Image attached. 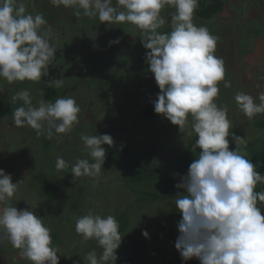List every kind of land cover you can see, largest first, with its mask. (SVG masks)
Instances as JSON below:
<instances>
[{
  "label": "clouds",
  "instance_id": "obj_1",
  "mask_svg": "<svg viewBox=\"0 0 264 264\" xmlns=\"http://www.w3.org/2000/svg\"><path fill=\"white\" fill-rule=\"evenodd\" d=\"M200 0H49L54 7L72 9L73 15L97 18L107 27L130 24L142 37L144 59L159 89L153 102L154 112L178 127L183 136L195 135L194 149H199L188 171L174 187L178 191L176 208L181 216L174 247L182 261L199 264H264V191H255L264 183V174L246 158L245 137L236 136L229 109L215 102L219 84L231 87L225 79L224 60L215 55L218 36L207 26L194 23ZM174 12L162 15L165 8ZM43 13H27L24 0H0V81L40 82L49 74L57 48L50 42L51 26ZM168 26L169 31H159ZM95 34L93 35V37ZM110 43H119V40ZM48 83L57 88L63 80ZM258 87H264L258 85ZM0 87V93H3ZM23 101L11 114L13 126L30 127L41 134L48 125L56 134L70 133L79 123L81 111L71 97L54 102L41 99L32 106L29 90L13 97ZM259 103L251 95L238 91L234 100L249 120L264 114V90ZM229 137L235 144L230 150ZM83 146L95 161L77 159L71 167L74 177H100L105 162V145L114 146L110 134L81 136ZM122 147V146H121ZM63 157L56 158L55 168H68ZM176 175H179L178 173ZM11 174L0 169V232L18 257L28 264H59V249L53 246L51 229L33 208L18 210L11 200L18 191ZM9 203L5 206V202ZM120 225L113 215L101 216L92 211L75 221V231L83 242L96 240L102 251H90L87 264H115L122 242ZM145 238L149 234L142 232ZM2 242V239H0Z\"/></svg>",
  "mask_w": 264,
  "mask_h": 264
},
{
  "label": "trees",
  "instance_id": "obj_2",
  "mask_svg": "<svg viewBox=\"0 0 264 264\" xmlns=\"http://www.w3.org/2000/svg\"><path fill=\"white\" fill-rule=\"evenodd\" d=\"M43 5L50 12L46 19L52 18L55 22H61L58 19V13L61 14L64 11L63 7H54L49 3V0H45ZM71 16V26L79 28L77 16L73 14ZM83 18V21H80L81 27L83 22L88 20L87 17ZM98 29L99 25L91 22L89 30L94 32ZM73 33L75 36L73 43L76 42L74 44L76 45L82 32L79 35L76 31ZM85 37L89 36L86 35ZM94 37L92 44L85 45L82 42L81 45L84 47L82 48L80 45L77 50L80 48L81 50L92 49L93 46L98 45ZM82 38L80 37V39ZM74 45H70V47ZM127 55L124 61L119 62L123 60L124 56H122L115 64L116 77L114 76L115 73L109 69L111 68L110 64L115 63V60L107 57L106 54L102 57L97 56L98 59H96L97 68L95 69L96 78L94 81L100 83L113 81L116 83L118 85L116 88H121L122 91L125 90L127 93L131 107L126 111L120 104L118 105V117L113 122L115 127L117 125L121 126L118 133L111 135V133L104 131L112 136L114 146H104L106 157L102 168L107 167L110 162L118 161L115 166L113 165L115 170L112 172L111 169L110 172L105 174L106 176L113 175L116 186L110 189L108 195L100 196L104 211L97 214L101 216L113 215L120 225L119 231L122 235V242L117 249L115 264H199L196 259L187 262L182 261L174 247L178 236L177 224L181 219L175 205V201L178 199L176 194L178 191H183L175 188L174 185L179 183L181 177L187 173L193 159L198 158L199 149L193 148L196 137L195 135L192 137L183 136V133H179L178 127L175 125L171 126L172 129L170 130L169 128L166 129V137L163 135L158 143L149 141L145 146L137 147L134 139L123 136L122 131L125 127L143 126L142 123L145 122L153 124L162 117L154 112L153 102L159 89L157 86H153V82H151L154 78L148 71L145 59L142 60L141 56L135 54V52L132 56L127 57ZM126 63H129L128 67L125 65ZM44 88L42 96L46 99L56 96L59 91V88L55 85L45 86ZM116 88L113 89L116 90ZM11 91L13 90L11 89ZM130 91L135 93L131 96ZM110 96L109 99L113 98ZM111 101L105 102L115 107L116 100ZM6 102V95L0 93V117L3 118L8 117L14 111L11 104ZM246 124H248L246 135L241 134L238 136L245 137L248 141L246 148H244L247 154L246 158L256 165L258 172L264 174V114L257 115L251 120L247 119ZM47 126L45 124L44 131L39 134V143H37L39 147L34 149L32 156H26L27 158L21 165L22 168H19H27L29 173L22 175L23 179L21 174H19V177L16 175L20 183L14 197L22 198L23 201L32 198V201L37 203L42 200L46 203L53 201L57 204L60 202L66 211V217L72 219L74 215L87 213L85 206L90 210L93 206L87 201V192L83 189L84 187L76 180L71 179L70 175H52L51 172L55 169L56 158L65 156L66 159V153L64 155L58 152L47 153L51 143L47 134ZM97 129L95 127V130ZM173 129L177 130L179 134L174 135ZM29 130L31 129L29 128ZM73 132L77 133V138L81 140V136L84 134L83 131L75 129ZM115 143L119 146H115ZM229 147L230 150L235 148L232 140ZM71 150H74V144H71ZM4 159H6L5 164H8L3 167V170L7 171L12 159L10 151L4 155ZM90 162L94 163L95 161L91 158ZM177 173L179 175H176ZM255 191H264V183H258ZM40 195L41 197L37 199ZM113 199H116L115 203ZM258 207L264 213V204L258 203ZM48 223L51 226L53 246L58 248L60 252L57 254L59 264L61 262L63 264L65 261L73 263L76 260L79 264H87L85 257L92 251L93 247L90 246L81 255L75 254L74 251L62 245V242L58 239V237H62L59 232L61 226L56 225V221L51 223L48 220ZM145 230L149 234L148 238L142 235ZM83 243L85 245L89 244L88 241L83 242L81 237L77 235L74 245L79 246ZM92 246H94L93 243ZM108 264H112V262L109 261Z\"/></svg>",
  "mask_w": 264,
  "mask_h": 264
},
{
  "label": "flooded vegetation",
  "instance_id": "obj_3",
  "mask_svg": "<svg viewBox=\"0 0 264 264\" xmlns=\"http://www.w3.org/2000/svg\"><path fill=\"white\" fill-rule=\"evenodd\" d=\"M45 9L49 11L47 7ZM45 15L46 13H44V16ZM58 15L62 16V17L59 16L58 18V19L60 18L62 19L61 22H55V20L53 21L54 23H58L57 25L61 27V29L59 30L65 33L66 32L65 24L72 25V23H70L72 22V16L68 15V13H62V14L58 13ZM87 19L88 20L86 22H83V28H82L83 31L89 30L91 27V22H94V23H97V25H99V29L97 31L95 30L93 33L96 34L97 37L99 36L105 37L103 36L105 34L102 35V33H104L105 31L104 29L106 28V30H108V28L112 27V30H110L111 33L107 36V37H111V40H108L109 45H116V44L119 45V43H110L111 41H115L117 39L121 43L125 41L122 44L120 43L121 45L127 44L128 41H130V42L137 44L139 48L141 49L140 51L135 52V54H139L141 57L145 55V52L147 50L142 47V44L140 42V39H142V37L138 33L131 34L127 30L128 28L131 29L132 27H134L133 25L126 23V24L110 25L109 27H107L105 24H100L97 18L87 17ZM259 19H262V21ZM80 21L82 22V20H78V25H81ZM218 21L219 22L225 21L226 24H230L232 31H234V34L240 40L239 44H240L241 57H240L239 64L242 65V70L239 73V77L241 76V78H243L242 76H245V75L252 76L254 75V73L257 72L260 75L257 77V79L258 78L261 79V82H262V80L264 79V0H200L199 7L194 15V23H196L198 26H201V25L207 26L211 34H213L212 31L214 30ZM169 30L170 29L168 28V26H165L164 28L160 29V31L162 32L169 31ZM74 31H76L78 35L79 33H81L80 32L81 29L78 27L74 28ZM53 35L55 37V34ZM58 35L60 36V33ZM213 35L218 36L216 33ZM84 36L86 35L84 34ZM136 36H139V37H136ZM94 40H95V37H94ZM68 42L73 43V41H68ZM95 42L97 43L98 41L95 40ZM105 46H108V44H105L103 48H98V49H87V50L82 49L81 50L80 48L79 55H82V54L88 55L90 53L92 54L95 53L97 54L98 57L105 56V52L103 51ZM81 47L83 48L84 46L81 45ZM131 48H132V45H131ZM133 53H134L133 51H130L129 49H124V48L120 52L115 51V56L114 58L112 57V59L115 60L116 62L110 64L111 65V68H109L110 71L111 72L116 71L114 69L115 64H117V61L120 60L118 58V55L128 54L127 56L129 57V56H132ZM71 60L72 59L70 58L68 60L66 59L62 63V65H66V68H67L66 75L69 74L72 77H74V79H72V77L66 76L65 79L63 80L64 76H61L57 72L55 71L52 72L50 70L48 76L42 77V80L40 82H31L32 84L31 86L26 85L29 81L17 82L14 84H8L6 81H0V87H3L4 89L3 94L6 95V98H7L6 103L11 104V108L13 110L17 107L24 106L23 102H21L18 99L13 98L14 97V95L12 94L13 91L10 92L11 89L15 90L16 87H19L20 85L21 87L19 88V90L18 91L15 90L16 93L21 91L22 86L25 87L23 90L25 89L28 90L30 87L34 88L30 94L32 95V106H37L38 101L41 99L45 100L46 102L48 101L54 102L55 99L59 97H68V96L73 97L77 101V104L79 105L81 109L80 113L78 114L79 123L72 128L70 133H66V134H56L55 130L52 129L53 134H52V137L49 138L51 143H50L49 150L47 153L58 152L61 155H64V153H66V157L70 153H75L78 155V159H88L90 162L91 157L89 153L87 152V150H85L82 140H79V139L70 140L69 138L70 134H72V132L75 129H78L81 132L83 131L84 135L101 134V133H105L104 131L111 133V135H115L116 133H118L119 128H121L120 125H117L116 127L113 125L114 120L118 117V112H119L118 105L119 104L121 105V102L118 103L116 98H114V100H116L115 107L107 104L105 101L112 102L108 98L109 95L112 96V94L110 93H107V95L103 94L104 97L105 96L107 97L104 99L101 98V95L99 94L96 88H98L97 85L99 86V89L103 88V86L101 85L100 82L94 81V79L96 78L95 69L97 68V63L95 62L97 60L94 62L95 63L94 65H91V64L86 65L85 59H77V66H75L76 64H74L73 66H69V62ZM121 61L123 60H120L119 62ZM125 65L127 67L129 66L128 63H126ZM79 71L82 72L84 75H86L87 79L86 78L83 79L84 81L81 80L78 75ZM230 73L233 74V70H231ZM56 79L63 80V86L59 87L58 94L51 98H47V99L43 98L42 95L45 90L44 87L49 86V85L54 86V84H50L48 82L52 80H56ZM236 79L238 78L236 77ZM153 80L154 79L150 81L153 82V86H155L156 83ZM78 81H79V85L81 86L79 88H77ZM236 86H238V89L243 92L246 90L245 87L242 86L241 81L239 85H236ZM86 92H88L89 96H93L94 93L96 96L98 95L100 99L98 98L96 99V104L98 106V103H99V107L101 109L102 107H106L104 108L105 110L104 109L101 110L97 108V106L94 105V100H91V99L88 100L86 98ZM260 92H261V87H259V90L256 91L258 103L260 102L258 99ZM133 93L135 92H131V91L129 92L131 96L133 95ZM126 94L127 93L125 92V90H123L122 95L128 97V95ZM232 95H233L232 92L230 93L228 92L227 95L224 94V98L229 99L230 96ZM220 96H222V91H221ZM12 99L16 100V103L12 101ZM128 99L130 98L128 97ZM233 100L234 99H231L230 101L229 99V102L231 103V105H232ZM128 103L130 104L129 101ZM129 104L123 105V107L125 108L124 110L127 111L129 108H131ZM24 107H27V106H24ZM11 114L12 112L10 113L8 117L6 116V118L0 117V134L2 133L13 134L15 138L14 143H9L5 146L3 150V154L0 156V159H1L0 169H3V167L5 166L3 165L6 162V159H4V155L8 154V151H10V155L12 156V159L10 161L11 165H8L11 167L9 172L10 173L14 172L13 174L17 175L18 177H19V174H21V178H22V175H26L29 172L27 168H23V169H19V168H22L21 165L27 158L26 156L27 155L32 156L34 149L39 147V145L37 144L39 143V135L37 134L35 130L31 129L30 127H23V128L14 127L12 119H11ZM153 124H158V127L166 126V128H169V130L172 129L170 127L173 126L163 116L157 122H154ZM95 127H97L98 129L95 130ZM29 128L31 130H29ZM106 128L108 129L106 130ZM47 129H48V126H47ZM172 131L174 132V135H178L180 133V132L178 133V131L175 129H173ZM59 135H67L68 137V140L67 141L64 140L63 144H64V148L67 147L69 149L68 151L64 153H61L60 150H55L53 147V141ZM24 142H26L24 146L20 145V143H24ZM71 144H74V150H71ZM64 157L65 156H63V158ZM22 158H23V161H22ZM80 179H82V177ZM39 197H41V195L38 196L37 199H39ZM6 202L7 203H5V206H7V204L9 203L8 201ZM33 202L34 201H32V198H30L29 200L25 199V201H23L22 198L13 197V199L11 200V203L15 205L18 210L25 209V208H33L34 206L38 205L35 209H33L35 214L38 215L39 217L44 218V223L49 228L51 226L49 225L48 220L51 223L56 221V225L61 226L59 229V232L60 234H62V237H58V239L60 240V242H62V245L74 251L75 254L81 255L90 246L93 247L92 250H95L97 254H99L102 251V249L98 246L97 241L94 239L88 241L89 244L87 245H85L84 243L79 244V246L74 245V240L76 239L78 235L75 231V221L78 217H80V215H76V216L74 215L72 219L67 218L66 211L63 209L60 202H58L57 204H55V202L53 201L46 203L43 200L39 201L40 204L39 202L38 203L37 202L33 203ZM0 239H2V242H0V264H28L26 260L22 261L18 257V254H17L18 250L13 248L10 242H8V240L5 237H3L2 232H0ZM92 243L94 244V246H92ZM63 264H79V262L78 260L74 261L73 263L65 261Z\"/></svg>",
  "mask_w": 264,
  "mask_h": 264
},
{
  "label": "rangeland",
  "instance_id": "obj_4",
  "mask_svg": "<svg viewBox=\"0 0 264 264\" xmlns=\"http://www.w3.org/2000/svg\"><path fill=\"white\" fill-rule=\"evenodd\" d=\"M45 2V0H24L25 6H26V11L27 13H31L32 15H35L36 13H46V15L44 16L45 19L48 15V13H50L49 11H47L45 8V5H43ZM63 12L62 13H68V15H72L73 14V10L71 11V9H64L63 8ZM70 11V12H68ZM174 12V9L172 8H165L162 12V15H165L166 17L170 15V13ZM58 13V12H57ZM60 13V12H59ZM61 13V14H62ZM72 13V14H71ZM60 17H62L61 15H59ZM83 15H81L80 17H76L78 20H82L83 21ZM48 22V25L45 26L44 30L47 29L48 26H51L52 32H51V43H53L56 48H57V52L55 54V60L54 63H52V65L49 66V71L51 70L52 72L55 71L57 72L59 75L64 76L63 80L65 79V77H72L71 75L67 74V68L66 65H62V63L67 59H72L69 62V66H73L74 64H76L75 66H77V59H85L86 60V65L87 64H91L94 65L96 62L97 58V54L95 53H90L88 55L82 54L79 55L80 50L78 49V46L81 45V43L83 42L85 45H90L92 44L94 41L92 40L93 37V31L91 30H86L83 31L81 28V25H79V28L81 29L80 32L81 35L79 36V40L78 43L76 45H74L75 43H69L68 41H73L75 39L74 36V28L69 25V24H65V30L66 32L64 33L63 31H60L59 29H61V27L59 25H57L56 23H54L53 19H46ZM59 20H62L61 18ZM262 21V19H259ZM126 24V23H125ZM104 33L105 37H107L111 32L110 30H112L111 28H108V30H106V28L104 29ZM129 33L131 34H137V32L135 31L134 27H132L131 29L128 28L127 29ZM160 31V30H159ZM233 32V33H232ZM60 33V36L58 35ZM213 34H217L219 37V40L217 42V47H216V52L215 55L217 57H220L224 60V65H225V79L227 81H230L231 83V87H225L224 83L221 82L219 84V88H220V94L219 97L216 99V103L218 106L220 107H227L229 109V118L232 120L234 127L231 129V131L236 135H246L247 133V127L248 124H246V120L248 119L246 116H244V114L238 109L235 100H233L232 105L229 102V99L231 101V99H234L235 94L238 91H241L238 89L240 81L243 87H245V93L248 92L249 95H251L252 97L256 98V102L258 103L257 100V95H256V91L259 90L258 85L260 86H264V79L261 82V79H257L258 76H260L257 72L254 73V75L250 76V75H245L242 76L243 78H241V76L239 77V73L242 70V65L239 64L240 62V57H241V53H240V40L239 38H237V36L234 34V31H232L231 29V25L230 24H226L225 21H218L214 30L212 31ZM55 34V37L54 35ZM91 36L89 37H85L84 36ZM239 34V33H238ZM112 35V34H111ZM74 36V37H73ZM80 37H83L82 39H80ZM97 37V35L95 36V40L98 41V45H95L92 47V49H98V48H103L105 44H108V46H105L104 48V52L106 54L107 57L109 58H114V53L116 52H120L123 48L124 49H129L130 51L133 52H137L140 51L141 49L139 48V46L133 42L128 41L127 44H123L119 42V45H109V41L111 40V37ZM139 37V36H136ZM135 38V37H134ZM55 39V40H54ZM106 39V40H104ZM92 41V42H91ZM121 43V44H120ZM70 45H74L71 46ZM132 45V48H131ZM73 47V48H72ZM72 48V49H71ZM89 49V48H88ZM111 52V53H109ZM79 55V56H77ZM127 54H122V55H118V58L120 59V57L124 56L123 61L125 60V56ZM77 56V57H76ZM128 57V56H127ZM117 58V57H116ZM144 56L141 57V59L143 60ZM95 62V63H94ZM129 65V63H128ZM58 67V68H57ZM231 70H233V74L230 73ZM246 71V70H245ZM113 73L114 76L116 77L117 72L114 71ZM78 75L80 77L81 80L86 78V75H84L82 72H78ZM95 75V74H94ZM238 79H236V77ZM114 78V77H113ZM241 78V80H240ZM72 79H74V77H72ZM70 79V80H72ZM87 79V78H86ZM84 81V80H83ZM107 83V82H106ZM106 83H101V85L103 86V88H100L102 90L99 89V86L97 85L98 88L97 91L99 92V94L101 95V98H106L103 96L107 95V93L112 94L113 98H116L117 102L120 103L121 102V107H123V105L125 104H129L128 101L129 99L126 96H123L122 94H120L122 92L121 88H116L118 85L116 83H114L113 81L109 82L108 84ZM123 83V82H122ZM26 85L31 86V82H28ZM75 85V84H74ZM77 88L81 87L79 85V81L77 82ZM87 85V84H85ZM84 85V86H85ZM113 86L116 88V90L113 89ZM157 85L155 84V87ZM21 87V85L19 87H16L15 90H19V88ZM121 87V85H120ZM25 87L22 86L21 90H23ZM105 88V89H104ZM158 88V87H157ZM34 88L30 87L28 90L31 94L32 90ZM15 90H13L12 94L15 96L16 92ZM233 90V91H232ZM264 90V87H261V91ZM95 91V90H94ZM221 91H222V96L221 95ZM228 92H232L233 93V97L230 96L229 99L224 98V94L227 95ZM230 95V94H229ZM37 96V95H36ZM35 96V98H36ZM34 97V96H33ZM32 98V95H31ZM86 98L88 100H94V105L97 106L96 104V99H100L99 96L94 95L93 96H89L88 92H86ZM113 98H110V100H114ZM19 100V99H18ZM12 101H14L16 103V100L12 99ZM21 102H23L22 100H20ZM103 102V100H102ZM90 103V102H89ZM97 108L101 109L99 107V105L97 106ZM106 107H102L101 110H103ZM124 108V107H123ZM110 109V108H109ZM105 110V109H104ZM114 110V109H113ZM110 111V110H109ZM143 126H139V125H135V126H129V127H125L123 129V136L126 138H131L134 139L135 141V146L139 147V146H145L147 143H149V141H154L156 143H158L160 141V139H162L163 135H165L166 133V126H159L158 124H151V123H142ZM168 127V125H167ZM170 127V126H169ZM171 128V127H170ZM175 128V126H174ZM17 134V133H15ZM157 134V135H156ZM82 136H84V134H82ZM166 137V135H165ZM70 140H77V133L72 132V134H70ZM14 136L13 134H9V133H2L0 134V156L3 154V150L5 148V146L9 143H14ZM24 140V139H23ZM68 140L67 135H59L58 137H56L53 141V147L55 150H60L61 153H64L66 151H68L69 148H64V144L63 142ZM25 141V140H24ZM229 141L231 143V137H229ZM27 142V141H26ZM26 142L24 143H20V145H25ZM115 146H119L115 143ZM65 159V158H64ZM78 159V155L75 153H70L68 154V156L66 157V162L68 163V168L62 170V171H58L56 168L51 172L53 173L52 175H62V174H68L70 175L71 179L76 180L78 183H80L82 185V187H84L83 189L86 190L87 192V201H89L92 204V209L90 210L88 207L85 206V209L88 211H92L93 213L97 214L98 212L100 213L101 211H104V207L103 204L101 203L102 200L100 199V196H105L108 195L110 189H112V187L116 186L114 183V177L113 175L111 176H106L105 174H107L108 172H110V170L112 169V172L115 170L113 165L115 166V163H117L118 161L115 160L114 163L110 162V164L106 167H103L101 169V173H100V177L98 178H90V177H82V179H80L81 177H76L73 178L71 173V167L72 165L75 164L76 160ZM88 160V159H87ZM89 161V160H88ZM90 163V162H89ZM8 164V163H6ZM3 164V165H6ZM11 169V167L9 166L8 170L5 172H8ZM107 171V172H106ZM14 172H8L7 174H11L12 176V182L16 183L17 181H19L17 179V176L13 174ZM115 173V172H114ZM20 183V182H19ZM114 203L116 202V199H113ZM7 203V202H5ZM86 213H82L80 216L85 215Z\"/></svg>",
  "mask_w": 264,
  "mask_h": 264
}]
</instances>
